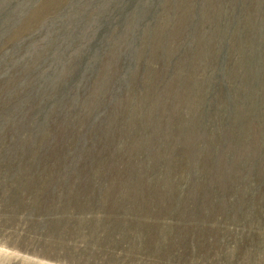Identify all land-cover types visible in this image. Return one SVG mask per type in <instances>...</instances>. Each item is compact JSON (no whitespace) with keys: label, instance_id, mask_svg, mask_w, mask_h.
<instances>
[{"label":"rangeland","instance_id":"1","mask_svg":"<svg viewBox=\"0 0 264 264\" xmlns=\"http://www.w3.org/2000/svg\"><path fill=\"white\" fill-rule=\"evenodd\" d=\"M0 264H264V0H0Z\"/></svg>","mask_w":264,"mask_h":264}]
</instances>
